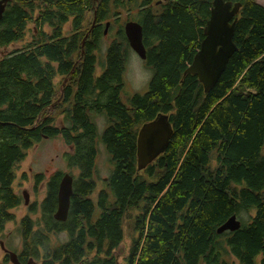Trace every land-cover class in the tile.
Instances as JSON below:
<instances>
[{
    "label": "trees",
    "instance_id": "16d2710c",
    "mask_svg": "<svg viewBox=\"0 0 264 264\" xmlns=\"http://www.w3.org/2000/svg\"><path fill=\"white\" fill-rule=\"evenodd\" d=\"M229 1L240 4L236 49L204 92L185 69L203 38L211 0H7L0 48L23 43L0 58V234L21 202L12 188L14 168L34 143L60 136L69 146L63 158L77 170L65 220L53 217L61 171L46 181L42 230L32 228L38 221L30 216L20 219V264L30 258L33 264H117L130 213L122 264H231V257L264 264V7ZM119 9L129 20L136 10L143 61L152 71L147 90L126 103L120 92L129 46L122 30L101 59L96 54ZM28 23L36 30L25 40ZM90 112L103 115L100 139L113 165L94 197L97 134ZM157 113L167 115L172 134L164 151L136 171L137 130ZM233 213L240 227L217 233ZM48 232L67 238L50 246ZM0 264H12L6 253Z\"/></svg>",
    "mask_w": 264,
    "mask_h": 264
},
{
    "label": "water",
    "instance_id": "95a60500",
    "mask_svg": "<svg viewBox=\"0 0 264 264\" xmlns=\"http://www.w3.org/2000/svg\"><path fill=\"white\" fill-rule=\"evenodd\" d=\"M7 0H0V19ZM240 4L229 0H211L209 16L203 27V38L194 53L185 72L194 74L202 85L203 91L208 92L225 69L229 56L235 51L232 35ZM107 24V23H106ZM105 24V26H106ZM124 35L129 47L140 59L145 58L142 43V30L139 23L127 21L123 25ZM172 134V126L164 113H157L152 119L144 121L138 128L135 140L136 171L145 168L159 154H161ZM23 203H28L27 193L22 191ZM72 194V176L62 173L56 193V209L53 213L55 220H65ZM240 227V221L233 213L229 215L217 228L216 232L234 231ZM12 264H20L17 254L4 248ZM28 264H33L30 258Z\"/></svg>",
    "mask_w": 264,
    "mask_h": 264
},
{
    "label": "rangeland",
    "instance_id": "374dc122",
    "mask_svg": "<svg viewBox=\"0 0 264 264\" xmlns=\"http://www.w3.org/2000/svg\"><path fill=\"white\" fill-rule=\"evenodd\" d=\"M255 2L261 4L264 7V0H254ZM118 23H123L126 21L125 12L121 9ZM85 17L89 20L91 18V12L86 11ZM34 24L28 23L26 28V33L23 39H28L31 32H35ZM115 31L114 28H111V31L107 32L104 37L101 38L100 41V49L96 53L97 59H101L103 57V52L106 44H109L113 39ZM23 41H16L8 44L5 47L0 48V58L8 53L10 50L21 46ZM128 56H135L137 58L138 55L132 50H127ZM140 59V58H139ZM142 60V59H140ZM143 61V60H142ZM125 64V62H124ZM100 70L99 67H96V73ZM122 78V89L120 92V99L123 103H126L129 96L133 94L130 92L127 87V82L125 80L124 68L121 74ZM57 82V78H56ZM147 90V86L140 92H135L142 94ZM58 117V116H57ZM89 117L91 121L95 124L96 129V147L97 153L95 157V173L94 177L96 180V188L93 193V197L97 190L102 187L101 180L107 177L113 168V165L109 161L108 153L104 147L100 139V135L106 126V122L103 118V115L98 113H89ZM58 122V120H57ZM69 150V146L66 145L60 136L53 138H41L38 142L34 143L29 149L26 150V154L24 158L17 163L14 168V180L12 182V188L14 192L20 196L21 202L12 209L14 214V219L8 221L4 225V229L0 234V242H2L4 248L14 251L16 254L20 251L22 247V236L20 230L18 231L19 221L24 216H30L34 221H38L37 225H33V229L42 230V223L39 220L40 212H39V204L43 199L46 192V181L49 175L54 171H61L62 173L66 172L75 176L77 170L74 168H68L64 158L63 153ZM264 153V149H263ZM36 173H40L44 176V179L41 181H35L34 175ZM25 190L27 193L28 203H23L22 191ZM29 205H32L33 211ZM133 214H128L123 221V240L119 244V246L115 250V256L117 260V264L123 263V257L127 252L129 247V243L132 236L131 231V220ZM67 238L66 233L64 232H48L46 237V242L50 246H54L59 244L61 241H64ZM5 252L0 248V258ZM231 264H238L237 260L234 257L228 258ZM33 261V260H32Z\"/></svg>",
    "mask_w": 264,
    "mask_h": 264
},
{
    "label": "clouds",
    "instance_id": "9594fccd",
    "mask_svg": "<svg viewBox=\"0 0 264 264\" xmlns=\"http://www.w3.org/2000/svg\"><path fill=\"white\" fill-rule=\"evenodd\" d=\"M124 75L127 87L130 92H140L148 84L152 71L145 62L135 56H128L125 59Z\"/></svg>",
    "mask_w": 264,
    "mask_h": 264
},
{
    "label": "flooded vegetation",
    "instance_id": "af4514ba",
    "mask_svg": "<svg viewBox=\"0 0 264 264\" xmlns=\"http://www.w3.org/2000/svg\"><path fill=\"white\" fill-rule=\"evenodd\" d=\"M131 10V16L133 19H127L126 21H124L123 23H118L117 21L119 20V16L120 15H117V16H114L110 19H108V23L106 24V26L104 27L103 29V34L105 35L106 34V31L109 32L111 31V28H114L115 26V31H114V35H113V39H117V35L120 33V30H122L123 34H124V31H123V25L125 24V22L127 21H136L135 17L134 16V13H135V9H130ZM126 16V15H125ZM116 18H118L117 20H115ZM138 23V22H137ZM110 25V26H109ZM121 28V29H120ZM125 36V35H124ZM126 38V37H125ZM127 41V40H126ZM129 46V45H128ZM130 48V47H129ZM131 49V48H130Z\"/></svg>",
    "mask_w": 264,
    "mask_h": 264
}]
</instances>
